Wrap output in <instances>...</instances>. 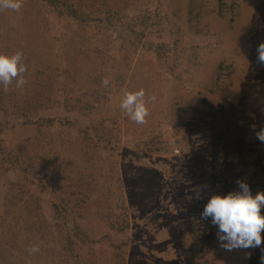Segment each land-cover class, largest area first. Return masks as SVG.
<instances>
[{
    "label": "rangeland",
    "instance_id": "1",
    "mask_svg": "<svg viewBox=\"0 0 264 264\" xmlns=\"http://www.w3.org/2000/svg\"><path fill=\"white\" fill-rule=\"evenodd\" d=\"M22 3L0 11L27 66L0 84V264H264L201 216L264 191V0ZM141 88L143 125L120 108Z\"/></svg>",
    "mask_w": 264,
    "mask_h": 264
},
{
    "label": "clouds",
    "instance_id": "2",
    "mask_svg": "<svg viewBox=\"0 0 264 264\" xmlns=\"http://www.w3.org/2000/svg\"><path fill=\"white\" fill-rule=\"evenodd\" d=\"M22 0H0V11L11 10L19 12L22 8ZM258 63L264 65V43L258 48ZM23 54L16 52L13 55L0 54V84L4 91H8L9 85L16 81V87L20 88L27 83L24 73L27 66L23 63ZM110 80L102 81L104 87H108ZM155 100V96L145 99V90L129 91L124 94L120 108L135 123L143 125L147 123L150 110L146 106ZM256 139L264 142V127L256 131L252 126ZM237 191H231L227 195H212L204 207L201 216L211 218L212 224L218 227L217 237L222 248L233 250L236 248H256L264 243V191L253 195L249 185L243 181H237ZM40 251L38 246L29 249L30 254ZM251 255V254H249ZM264 262V256L261 257Z\"/></svg>",
    "mask_w": 264,
    "mask_h": 264
},
{
    "label": "trees",
    "instance_id": "3",
    "mask_svg": "<svg viewBox=\"0 0 264 264\" xmlns=\"http://www.w3.org/2000/svg\"><path fill=\"white\" fill-rule=\"evenodd\" d=\"M2 258H3V257H2ZM32 262H33V264H35V263H34V260H32Z\"/></svg>",
    "mask_w": 264,
    "mask_h": 264
}]
</instances>
